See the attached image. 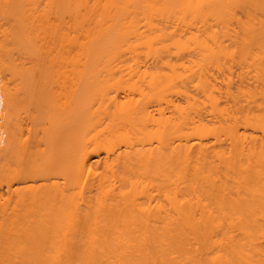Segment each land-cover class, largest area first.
Segmentation results:
<instances>
[{"label": "bare ground", "instance_id": "1", "mask_svg": "<svg viewBox=\"0 0 264 264\" xmlns=\"http://www.w3.org/2000/svg\"><path fill=\"white\" fill-rule=\"evenodd\" d=\"M0 264H264V0H0Z\"/></svg>", "mask_w": 264, "mask_h": 264}]
</instances>
